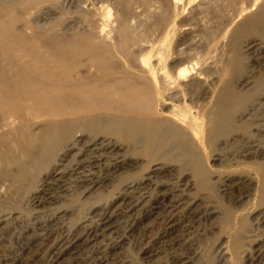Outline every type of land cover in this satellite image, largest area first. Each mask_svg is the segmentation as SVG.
<instances>
[{"label":"bare ground","instance_id":"bare-ground-1","mask_svg":"<svg viewBox=\"0 0 264 264\" xmlns=\"http://www.w3.org/2000/svg\"><path fill=\"white\" fill-rule=\"evenodd\" d=\"M106 1L0 0V226L18 224L17 247L0 264H55L87 246L81 264H131L109 257L130 236L140 262L168 251L165 264H187L175 250L208 215L187 190L217 197L254 182L264 190V168L212 180L199 158L228 135L241 148L226 162L264 158V89L248 100L226 78L237 44L264 38V0H142L143 9L111 0L112 18ZM71 7L78 21L60 22ZM244 43L264 62L263 41ZM172 172L175 182L161 180ZM67 185L82 197L120 185L128 201L99 204L59 230L54 220L80 206L42 212ZM7 193L25 212L1 203ZM233 226L218 261L239 254ZM34 239L37 252L22 258ZM242 252L245 264H264V234Z\"/></svg>","mask_w":264,"mask_h":264},{"label":"rangeland","instance_id":"rangeland-1","mask_svg":"<svg viewBox=\"0 0 264 264\" xmlns=\"http://www.w3.org/2000/svg\"><path fill=\"white\" fill-rule=\"evenodd\" d=\"M141 1L142 0L134 1L132 8L140 7V9H143L141 6L143 4L139 3ZM106 3L105 4L108 5L109 12L111 13L110 18H112L114 13V4L111 0L110 2L106 1ZM74 10L77 11L78 8H67L65 12H68V15H72V17L70 18L66 13H62L64 17H59L60 22L61 20L78 21L80 18L78 12L79 10L75 13H78L76 16L79 17L77 18L75 17V14L71 12H75ZM65 14L67 16H65ZM66 18L68 20H66ZM217 20V18H211L209 22H214ZM240 21L241 20L235 21L234 24H237ZM204 23L206 22L204 21ZM247 38H251L253 40L258 39L259 41L264 42V38H260L258 35L247 36ZM248 39H242L236 46L239 51L237 53H231L230 57L233 64L231 65V68L228 69L226 78L230 82L231 89L239 91L248 100L256 99V101H260L257 98L260 96V94H262L264 89V62H262V59L261 61L258 60V62L252 60V57L256 58V56H252V54H249V52L246 51V43H244V41ZM230 137L231 135L218 137L216 141L211 144L210 148L205 145L204 149H202V152L199 154L200 161L210 170V173L212 174L211 179L215 180L216 177L222 176L224 174L232 175L235 179L237 177L244 178L248 176L252 178L253 175L259 170H263L264 158L240 159V157H238L239 159H235L240 161H237L236 163H234V161L226 162V160H230L233 156L237 157L236 155H238L240 152L239 148H241V142L232 141ZM262 141H264V136ZM238 150L239 152H237ZM216 157H219L220 160H215ZM176 176V173L172 172V174L166 175L161 180L163 182L166 181L167 184H171L175 182L177 178ZM258 185L256 186L255 182L252 183V185H239L237 186L239 188H236L234 192L224 194L223 196L220 193L217 195V197L214 195V192H208L201 189H191L190 191L187 190L186 193L187 199H189L188 201L194 203L192 208H196L200 212H204L206 210L208 215L206 216L207 218H205V220L200 224V226H198L196 231H192L185 237L186 239L182 241V245L176 249L179 250H175V252L177 254L187 252V256L191 260V262L187 264H245L247 254L242 251L249 250L250 246L254 242H257L261 238L262 234H264V222L262 223V221L259 219V215L264 210V201H262L264 190ZM164 186L165 188H168L169 185ZM120 189V185H100L95 191L82 197L78 195V190L75 189L74 185H67L66 191L56 192L57 200L54 201L55 203L53 202L52 204L47 205V210H43L42 213L51 215L58 212V210L61 208L70 207L69 209H72L73 206H75L74 208L77 209V207L80 206L78 207V210L68 212L64 217L54 220L55 228L57 227L59 230L67 229V227H72L73 224H76L78 220L80 221L92 218L97 213L100 206L104 205L105 203L111 204L112 209L122 206L128 201V199H125L126 197H123L120 194ZM2 196L3 197H1V200L3 202L1 201V203L13 202V204H16H11L12 206L9 205L10 207H14L11 209H15L17 207H20L21 210L25 209V205H22V203H18V205L14 202V200L12 201L10 194L7 193L3 194ZM237 198H240L241 200ZM75 200L78 201V204L75 202ZM1 205L2 204H0V209ZM60 215L61 214L58 216ZM233 219L236 220V231H234L240 235V239L238 241L239 254H232L227 250L225 255L226 261H218L217 252L219 250L224 252L227 240L230 239V242L232 243L235 238V233L231 235V233H233V225L230 224L234 223ZM149 220L151 221V219ZM149 220L147 223L150 222ZM235 225L233 227H235ZM0 227V255H5L13 248L17 247L14 237L16 232H18V224L13 223L11 225H1ZM37 241V239H34V241L28 245L23 253L22 258H27V256L30 257L37 252L35 247V243ZM133 241L135 240L132 236H130L129 239H124L118 247L112 249L109 252V257L127 260V262L132 261L130 262L131 264H152L153 262L154 264L166 263L165 259L167 258L166 256L168 255V251L165 253L161 252L156 256H152L148 259L146 258L144 261L140 262L138 260L139 248L135 246V242ZM87 249H89L88 246L81 247L76 251L74 250V252L63 256L55 264H81L80 259H82ZM31 263L33 264L34 262ZM18 264L20 263L18 262ZM102 264H105V262Z\"/></svg>","mask_w":264,"mask_h":264}]
</instances>
